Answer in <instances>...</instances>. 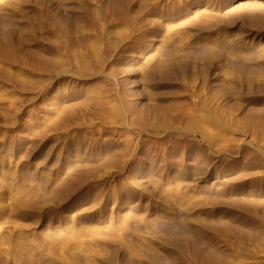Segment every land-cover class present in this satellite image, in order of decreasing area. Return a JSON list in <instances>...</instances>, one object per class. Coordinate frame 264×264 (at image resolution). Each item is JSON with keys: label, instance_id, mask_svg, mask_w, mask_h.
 Listing matches in <instances>:
<instances>
[{"label": "rangeland", "instance_id": "obj_1", "mask_svg": "<svg viewBox=\"0 0 264 264\" xmlns=\"http://www.w3.org/2000/svg\"><path fill=\"white\" fill-rule=\"evenodd\" d=\"M222 1L2 0L0 264H264V54L216 55L215 88L207 59L194 73L168 55L130 63L149 38L194 31L177 12ZM184 19L210 36L264 32L260 10ZM176 158L187 170L213 164L225 188L199 209L221 220L138 230L154 257L125 237L124 216L166 208L140 167L168 170Z\"/></svg>", "mask_w": 264, "mask_h": 264}, {"label": "bare ground", "instance_id": "obj_2", "mask_svg": "<svg viewBox=\"0 0 264 264\" xmlns=\"http://www.w3.org/2000/svg\"><path fill=\"white\" fill-rule=\"evenodd\" d=\"M256 10L264 11V0H226L219 4L204 2L189 5L185 10L177 12L174 17L175 19H183L181 25L188 27L190 30L193 29L194 31L191 32V34L185 36L179 26H175L170 29L168 34L162 36L155 35L147 40L146 46L141 53L135 54L130 58V63L133 64V61H136L141 57L147 61L154 59L162 60L168 55L170 57L169 59L173 61L175 71H183L188 68L194 73L198 71L197 57L199 60L207 59L210 61L216 55L226 53L227 50L231 52L228 54V58L231 61L243 58L254 60V56L264 54V32L254 33L253 35L247 36L244 40L236 38L234 33H229L227 31H223L217 36H210L205 35L204 32H212L210 31L212 26L198 28L199 26H197L195 22H188L189 20H185L184 18L187 16H205V19L209 21L216 19L218 14L222 11H226L228 14L235 16H243L246 14L253 15ZM4 12L5 8L2 4V0H0V14ZM194 33L195 36H192ZM190 59H194L193 64H190L189 67H187L188 60ZM219 63L224 62L216 61L215 63L210 61V65L206 67L207 79L213 88L216 87L220 75L217 70ZM141 84L145 87L144 83L141 82ZM200 105L204 106L202 104ZM191 114L192 112L189 116ZM210 166L212 168L213 164ZM210 166L208 165L206 168L203 167L196 171L191 169L187 170V168L182 166L178 158L172 162V167L168 170L152 165L150 166L144 162L141 163L139 173L140 183L147 186H153L155 189V195L162 203V206H166L167 210L162 207L163 210L149 211L150 213L146 214V216H139L136 213H133L132 210H128L124 216L125 237L128 236L132 242H135V244H141L143 250L148 255L158 257L160 256L161 251L145 244L139 236L138 230H169L171 229V224H168V222L174 223L176 227H172L175 229H182V222L185 217L195 220L200 225H217L221 220L219 213H216L213 210L202 212L199 209L203 197L216 196L225 188L223 178L216 173L208 174ZM1 174L4 179L9 178L7 173L2 172ZM171 185H175V192L166 193L165 188ZM180 190L187 191V193H183ZM241 190L242 188L236 190V193L243 192ZM192 230L193 232L191 233V236H194L199 228L195 227ZM53 231H55V229ZM82 245L84 246V244ZM16 256V260L18 259V261H26L28 259L21 253V250L17 252Z\"/></svg>", "mask_w": 264, "mask_h": 264}]
</instances>
